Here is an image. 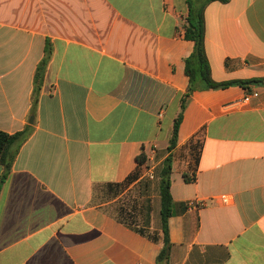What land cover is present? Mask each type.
Returning a JSON list of instances; mask_svg holds the SVG:
<instances>
[{
	"label": "crops",
	"instance_id": "obj_1",
	"mask_svg": "<svg viewBox=\"0 0 264 264\" xmlns=\"http://www.w3.org/2000/svg\"><path fill=\"white\" fill-rule=\"evenodd\" d=\"M188 11L186 0H0V130L32 129L0 190V264H157L162 240L138 229L162 232ZM205 21L215 81L264 79V0L212 2ZM172 155L169 264H264V83L193 92ZM133 189L143 203L127 219L113 204Z\"/></svg>",
	"mask_w": 264,
	"mask_h": 264
},
{
	"label": "trees",
	"instance_id": "obj_2",
	"mask_svg": "<svg viewBox=\"0 0 264 264\" xmlns=\"http://www.w3.org/2000/svg\"><path fill=\"white\" fill-rule=\"evenodd\" d=\"M231 0H186L188 4V15L184 21L185 38L194 43V50L190 57L185 60V73L189 77V86L183 95L181 111L174 121L172 136L170 138L168 152L169 155L164 160L159 172L160 178V198H161V219L162 232L149 231L140 228L138 231L153 241L163 242V248L157 258V264H169L172 243L169 237L168 220L173 214V197L171 192L173 155L172 152L178 144L180 125L183 121V113L187 102L195 91L225 89L230 86L239 85L247 87L251 84H263L264 79L233 80L227 82H217L212 77L211 65L206 52V21L205 9L212 2L228 3ZM51 58V49L46 50L44 59L40 62L35 75L34 89V110L37 105L38 95L44 80L45 71ZM32 132L31 127H27L21 132L9 134L0 130V164L4 167V173L0 179L1 186L7 175L11 172L14 161L22 147ZM140 166L148 162L145 153L138 158ZM140 177V168L132 173L128 178L115 185H109L108 190L113 192V197L128 188L133 182Z\"/></svg>",
	"mask_w": 264,
	"mask_h": 264
},
{
	"label": "rangeland",
	"instance_id": "obj_3",
	"mask_svg": "<svg viewBox=\"0 0 264 264\" xmlns=\"http://www.w3.org/2000/svg\"><path fill=\"white\" fill-rule=\"evenodd\" d=\"M142 182H145V180H143ZM139 185L142 188L143 183ZM140 190L141 189H133L126 191V193H124L123 196L119 198V200H117L115 204H113V207H118L119 209H121L122 213H124L125 218L134 219L135 213L138 211L140 205L143 203L142 194L140 193ZM106 193H108V196H105V200H109L113 197L112 191L108 190Z\"/></svg>",
	"mask_w": 264,
	"mask_h": 264
},
{
	"label": "built area",
	"instance_id": "obj_4",
	"mask_svg": "<svg viewBox=\"0 0 264 264\" xmlns=\"http://www.w3.org/2000/svg\"><path fill=\"white\" fill-rule=\"evenodd\" d=\"M260 96V92L258 90H249L246 92L245 96L242 98V99H238V100H235L231 103V107H239V106H242V105H246L248 103L251 102L252 99L254 98H258ZM153 152H154V149H153ZM147 177L148 179L150 180H154L155 179V172H154V167L153 166H150L148 169H147ZM203 204H196V206H201Z\"/></svg>",
	"mask_w": 264,
	"mask_h": 264
}]
</instances>
